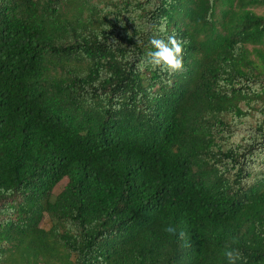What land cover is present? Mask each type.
Returning <instances> with one entry per match:
<instances>
[{
    "label": "trees",
    "instance_id": "trees-1",
    "mask_svg": "<svg viewBox=\"0 0 264 264\" xmlns=\"http://www.w3.org/2000/svg\"><path fill=\"white\" fill-rule=\"evenodd\" d=\"M257 7L0 0V264H264Z\"/></svg>",
    "mask_w": 264,
    "mask_h": 264
},
{
    "label": "clouds",
    "instance_id": "clouds-1",
    "mask_svg": "<svg viewBox=\"0 0 264 264\" xmlns=\"http://www.w3.org/2000/svg\"><path fill=\"white\" fill-rule=\"evenodd\" d=\"M163 30L164 28L162 27L161 31ZM150 43L155 50L149 51L147 57L153 66L166 67L172 70L182 68V46L174 35L168 36L167 41L153 38ZM166 231L173 235L176 234V229L171 226ZM179 236L182 239L185 234L180 232ZM225 256L228 259V264H237V261L241 258V254L235 249L227 250Z\"/></svg>",
    "mask_w": 264,
    "mask_h": 264
},
{
    "label": "rangeland",
    "instance_id": "rangeland-1",
    "mask_svg": "<svg viewBox=\"0 0 264 264\" xmlns=\"http://www.w3.org/2000/svg\"><path fill=\"white\" fill-rule=\"evenodd\" d=\"M256 12L258 13H263L264 12V8L263 7H257L254 9ZM249 120H251V117L249 118ZM67 182V178H63L52 190V196L54 197L56 194H58L61 189L64 187V185ZM40 225L42 227L48 228L50 225V220L48 218L47 215L44 216V218L42 219Z\"/></svg>",
    "mask_w": 264,
    "mask_h": 264
}]
</instances>
